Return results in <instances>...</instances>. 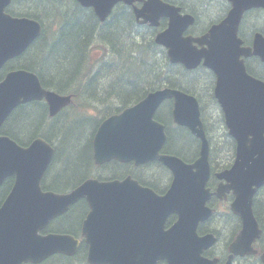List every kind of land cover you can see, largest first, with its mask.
I'll list each match as a JSON object with an SVG mask.
<instances>
[{
  "label": "water",
  "instance_id": "95a60500",
  "mask_svg": "<svg viewBox=\"0 0 264 264\" xmlns=\"http://www.w3.org/2000/svg\"><path fill=\"white\" fill-rule=\"evenodd\" d=\"M12 1L0 0V71L41 35L38 22L6 14ZM76 1L93 9L101 22L119 4L131 6L140 25L158 28L161 20H168L155 43L166 49L170 62L187 70L203 64L214 72L215 96L229 135L237 144L233 167L217 175L227 182L217 193L234 190L237 198L232 210L243 217L246 236L253 230V242L258 226L252 202L257 188L264 185V82L247 73L245 59L256 56L264 62V37L257 34L253 47H244L239 28L246 12L264 9V0H227L231 9L226 17L199 37L186 35L195 18L162 0ZM43 100L54 118L71 104L72 96L44 89L34 73L9 72L0 82V130L18 106ZM167 100H174L175 123L201 141L199 159L192 164L160 153L167 136L155 114ZM93 148L98 166L113 160L136 166L162 163L173 175L168 192L160 196L130 177L110 182L90 179L66 194L44 192L41 183L54 156L52 146L39 138L24 148L0 136V186L15 176L14 186L0 207V264H40L55 254L76 255L80 243L74 237L40 232L81 200L90 208L82 228L89 264H157L159 260L197 264L199 242H214L212 235L204 239L196 235L198 223L212 214L205 207L212 196L206 189L211 174L210 147L197 100L170 88L152 92L105 120L96 132ZM174 214L178 222L165 231L166 221Z\"/></svg>",
  "mask_w": 264,
  "mask_h": 264
},
{
  "label": "trees",
  "instance_id": "16d2710c",
  "mask_svg": "<svg viewBox=\"0 0 264 264\" xmlns=\"http://www.w3.org/2000/svg\"><path fill=\"white\" fill-rule=\"evenodd\" d=\"M26 1L30 9L35 8L43 11L52 9V16L49 17L37 12L21 14L22 16H30L44 25L43 34L39 40L43 44L35 51L33 50L34 52H28L23 59L13 61L6 70L24 69L34 72L39 76L43 87L60 94H71L75 99L71 106V112L64 116L69 117L71 119L69 121H63L59 125L57 120L61 119L63 113L55 119H50L45 103H33L20 107L2 130V134L10 136L20 145L27 144L35 137H43L52 145L57 143L54 163H59L62 167L54 173L51 172L48 177L46 176L47 179H44L43 189L47 191L65 193L91 177L105 180L104 173L107 170L113 173L112 177L114 178L118 174H121L120 176H136L134 170L137 169L131 170L129 166L120 165L116 162L103 167H97L94 164L92 160V138L100 122L137 104L148 93L166 87L184 90L199 99L198 84L207 80L209 76L207 71L205 69L203 71H187L179 65H171L167 60L165 51L154 42L159 30L139 26L133 12L126 6L118 7L107 22L100 23L92 11L83 9L75 0H71L73 4L71 10L64 8V0ZM163 1L179 5L183 10L197 17V23L191 31L192 34L205 33L212 24L222 19L229 9L224 0L217 2L220 4L218 5V12L207 14L202 13L201 6L213 0ZM9 12L13 15H20L19 12L13 10H9ZM204 15L206 20L200 27L198 21ZM71 17L73 18L72 22L70 21ZM48 18L51 21V30L47 27ZM250 19H255V21L249 22ZM242 25L240 36L243 30L250 28H254L253 30L264 35V11L249 12L244 17ZM165 26L166 23L162 22L161 28ZM48 39H52V43L51 40L49 43L46 42ZM159 54H161V62L155 60V56ZM260 64L264 69V64ZM248 70L251 75L264 81L262 72L253 73V70ZM212 78L214 79L213 75ZM185 82H191V84ZM202 105L205 129L212 143L211 163L213 170L226 169L234 161L235 142L228 136L224 119L221 117V124L225 130L223 137L226 142L221 149L217 142L214 143L218 136L213 125L207 121L204 112L205 105ZM89 109L97 111L100 118L91 119L88 116ZM171 110V105L166 104L164 110H161L156 116L158 121L166 125L168 143L163 151L190 161L192 157L185 153L184 149L176 148V140L172 142L173 130L178 136L182 130L189 136L190 133L174 126L170 119ZM83 120L96 124L94 133L87 141L89 149L76 156L74 154L76 144L74 143L70 146V152L67 151L69 152L67 154L66 150L63 149L65 143L63 131L70 125H82ZM192 142L194 143L193 139ZM225 148L231 149L223 157L220 154ZM196 156L197 152L192 159ZM156 165L164 172L166 171L161 165ZM165 173L166 176L167 171ZM141 184L151 187L156 192H161L167 187V181L164 177L160 179L144 177ZM77 212H80L82 219L75 223L70 218H73ZM87 212V204L82 201L66 216L57 220L46 232L78 236ZM80 257L81 255L75 258L59 255L43 264H80Z\"/></svg>",
  "mask_w": 264,
  "mask_h": 264
},
{
  "label": "flooded vegetation",
  "instance_id": "af4514ba",
  "mask_svg": "<svg viewBox=\"0 0 264 264\" xmlns=\"http://www.w3.org/2000/svg\"><path fill=\"white\" fill-rule=\"evenodd\" d=\"M213 1L221 2V0H213ZM213 1H209V2H213ZM224 1L228 4L229 6L228 11H229L231 8L230 3L227 0ZM122 6H123L122 4L117 6L115 11L118 9V7H122ZM204 6L205 5H202L201 8H203ZM128 8L130 11L133 12L131 7ZM257 24H259L258 21ZM253 29L254 28L245 29L241 32V38L243 39L244 46L252 47L254 44L255 36L257 34H260L264 37V35L261 32L255 31ZM245 62H246L247 70L248 69L253 70V73H255L256 71L262 72V75L264 77V69L260 64V63L262 64L264 63L261 61L260 58L254 56L245 59ZM248 72L249 74H251L249 70ZM198 92H199V98L203 104L211 103L214 100L211 97L210 92H204L201 89H199ZM204 99H205V103H204ZM167 103L171 105V108L173 110V103H174L173 100L168 101ZM172 110H171V116H172ZM186 136L188 142L186 143V150H184V152L193 153L196 150L198 143L196 142V140L193 143L190 136L186 134L184 130L180 132L179 136L178 134L174 136L172 142L177 139L181 140L182 137L186 138ZM194 160L195 158L191 159L188 162H193ZM130 165L131 167H133V169H135L133 164ZM216 172H213L212 170V175L207 185V187L211 190V192L214 193L211 199L209 200V202L207 203V206L212 209L213 213L210 218H208L204 222H199L197 226V233L199 237H203L205 235L211 234L216 238L215 241L212 242L211 244H208L207 241L199 242L201 253L204 256V259L206 261H212L215 264H264V185L259 187L254 195L252 208L254 211V216L257 222L258 230L256 231L257 236L255 240L251 242L250 239H251V235L253 234V230L249 236H246L245 221L243 217L235 214L232 210V205L236 199V194L234 190L224 191L219 193L216 192L219 188V185L221 184V181H219L215 175ZM131 177L135 180H138L140 183L141 180L144 179V176L140 170H138L136 176L131 175ZM14 180H15L14 177H10L5 180L3 186L0 188V195H2L3 193L6 194L12 188ZM164 193L165 190L158 192V194L160 195ZM176 221H177V216L175 215L170 216L165 223V230L172 227V225ZM207 244L209 246H207ZM247 248L251 249L250 255L239 254L241 251L246 250ZM157 264H168V263L165 260H159Z\"/></svg>",
  "mask_w": 264,
  "mask_h": 264
},
{
  "label": "rangeland",
  "instance_id": "374dc122",
  "mask_svg": "<svg viewBox=\"0 0 264 264\" xmlns=\"http://www.w3.org/2000/svg\"><path fill=\"white\" fill-rule=\"evenodd\" d=\"M64 4V8L67 10H71L73 7V4L71 2V0H64L63 1ZM207 4V5H206ZM203 5H205L202 9V13L203 14H207L209 12H218L219 11V7L218 5H220L219 3H217L216 1L213 2H209V3H204ZM28 4L27 1H24L22 4H18L16 6H14L12 9L15 10L16 12H21V13H33V12H37L39 14H45L46 16H52V9H49L47 11H43V10H37L35 8H28ZM73 18H70V21L72 22ZM205 15L203 17H201L199 19V23H200V27L205 23ZM251 21H255V19H250L249 22ZM51 21H48V29L51 30V25H50ZM50 40V39H48ZM43 43L41 42L37 47H40ZM34 51L36 50V47L33 49ZM33 51V52H34ZM155 60L157 62H161V54L156 55L155 56ZM49 69V68H48ZM207 82L209 81L208 79L206 80ZM191 83V82H188ZM114 102V101H112ZM204 103H205V99H204ZM205 110H208V112L206 113V118L207 121L209 122V124L213 125L214 130H216V135L218 136L217 138V143L219 145L220 148H222L224 146V143L226 142V139H224L223 137V133H224V129L223 126L221 124V117H222V112L221 109L218 105L216 104H212V103H207L205 104ZM69 112L71 111H67L64 112L63 115L61 116V119L59 118L57 121L59 122V125L62 124L63 121H69L71 119H69V117H64L69 115ZM93 114L88 115L91 119H99L98 118V112L93 110L92 111ZM76 118V117H74ZM73 119V118H72ZM83 124L82 125H70L67 129H65L64 135H65V143L63 144V149L70 152V146H72L74 143L76 144V149L74 151V154L76 156L80 155L83 152H86L89 148L87 145V141L90 139L96 124L94 122H87L85 120H83ZM80 139V141H79ZM188 142V140L184 137H182L181 140H176V148L178 149H185L186 150V143ZM181 143V144H179ZM54 146H57V143L54 144ZM183 147V148H182ZM226 150V149H224ZM65 152V153H66ZM67 152V154L69 153ZM59 169V168H58ZM163 169L156 167L154 169H151L147 172V175L153 179H160L161 177H164L165 180L167 181V185L170 182V175L168 177L163 175ZM119 173V172H118ZM166 174V173H164ZM121 174H118L117 176H120ZM113 173L111 172H105L104 173V177H112ZM47 179V178H46ZM72 221L76 222H80L82 217L80 216V212H77V214H75L73 216V218H70ZM64 224V222H62ZM75 227V226H74ZM81 259H83V256L81 255L80 257ZM87 264V262H86Z\"/></svg>",
  "mask_w": 264,
  "mask_h": 264
},
{
  "label": "bare ground",
  "instance_id": "6f19581e",
  "mask_svg": "<svg viewBox=\"0 0 264 264\" xmlns=\"http://www.w3.org/2000/svg\"><path fill=\"white\" fill-rule=\"evenodd\" d=\"M51 40V43H52V39H50ZM50 40H46V42H50ZM185 83H187V84H191V83H188V82H185ZM177 135V133L173 130V134H172V136L174 137V136H176Z\"/></svg>",
  "mask_w": 264,
  "mask_h": 264
}]
</instances>
